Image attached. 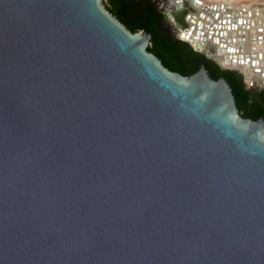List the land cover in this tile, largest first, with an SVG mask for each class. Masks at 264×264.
<instances>
[{"label":"water","instance_id":"95a60500","mask_svg":"<svg viewBox=\"0 0 264 264\" xmlns=\"http://www.w3.org/2000/svg\"><path fill=\"white\" fill-rule=\"evenodd\" d=\"M150 42L103 0H0V264H264V117Z\"/></svg>","mask_w":264,"mask_h":264},{"label":"bare ground","instance_id":"6f19581e","mask_svg":"<svg viewBox=\"0 0 264 264\" xmlns=\"http://www.w3.org/2000/svg\"><path fill=\"white\" fill-rule=\"evenodd\" d=\"M166 1V11H168L169 14H173L174 10L181 8L189 9V17H186V26L177 23V19L173 16L172 21L180 37L192 43H198L203 52L216 58L223 66L235 68L243 72L246 80L251 85H259L261 81L262 84H264V14L260 8H251V2L254 0H201L208 5L220 6L224 4L228 7L226 10L220 12L219 19L226 18V23L225 28L220 30L217 35L226 40L228 37L235 38L229 45L235 48L242 47L239 52L235 53L236 59L233 56L228 57V54L231 52L221 50L220 42L214 41L213 37L216 35V32L213 33L211 37L209 35L210 32H206L204 39L195 40L194 38V35L197 34L198 20L202 19L205 26L207 23L205 18L216 13L213 9L214 7L205 10L202 8V5L194 4L192 0H181L182 7L179 6L177 0ZM187 2L190 4H187ZM175 6L178 8L175 9ZM201 14L205 16V18H203ZM185 16H187V14ZM236 18L241 20V24L238 25V28L234 27V20ZM228 19L231 21L229 22ZM203 30H206V28L204 27Z\"/></svg>","mask_w":264,"mask_h":264},{"label":"trees","instance_id":"16d2710c","mask_svg":"<svg viewBox=\"0 0 264 264\" xmlns=\"http://www.w3.org/2000/svg\"><path fill=\"white\" fill-rule=\"evenodd\" d=\"M106 8L131 31L147 30L151 35L148 50L158 56L170 70L191 75L198 70V59H201L212 78L225 77L229 81L243 117L258 119L264 115V106L256 104L253 108L250 107L248 97L251 92L246 89L244 78L236 70L222 68L213 59L196 51L189 42L170 34L159 25V16L153 7H142L134 11L132 0H109ZM262 98L264 99V94Z\"/></svg>","mask_w":264,"mask_h":264},{"label":"flooded vegetation","instance_id":"af4514ba","mask_svg":"<svg viewBox=\"0 0 264 264\" xmlns=\"http://www.w3.org/2000/svg\"><path fill=\"white\" fill-rule=\"evenodd\" d=\"M188 3L189 2H187V4ZM132 4L134 11L141 9L142 7H153L155 12L159 16V20H158L159 25L163 27L165 30H167L170 34H173V30L175 29L176 26L174 25V22L171 21L168 11H166L167 8L166 0H132ZM173 15L177 19V23L179 24L184 23L186 17L185 13L179 14L177 11H174ZM246 89L251 92L248 97L249 105L251 108H253L256 104H260L264 106V99L262 98V95L264 94V88H261L259 86L254 87L253 85L251 88H248V86L246 85ZM261 116L264 117V115ZM245 118L253 119L252 117H245Z\"/></svg>","mask_w":264,"mask_h":264},{"label":"rangeland","instance_id":"374dc122","mask_svg":"<svg viewBox=\"0 0 264 264\" xmlns=\"http://www.w3.org/2000/svg\"><path fill=\"white\" fill-rule=\"evenodd\" d=\"M103 3L106 6L107 4H109V0H103ZM250 6H251L252 9L260 8L262 10V13L264 14V0H254V1L251 2ZM184 22L187 23L186 17H185V21ZM174 34H175L176 38H178V39L180 38V36L178 35V32L174 31ZM259 85H262V81L259 83ZM259 85H255L254 87H257Z\"/></svg>","mask_w":264,"mask_h":264}]
</instances>
